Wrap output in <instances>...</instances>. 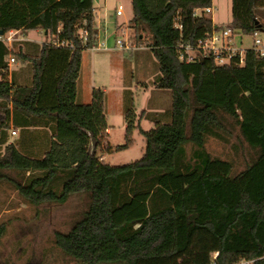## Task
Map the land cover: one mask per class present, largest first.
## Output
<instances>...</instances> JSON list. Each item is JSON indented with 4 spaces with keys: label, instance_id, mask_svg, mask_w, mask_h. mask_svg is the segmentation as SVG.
I'll return each instance as SVG.
<instances>
[{
    "label": "trees",
    "instance_id": "1",
    "mask_svg": "<svg viewBox=\"0 0 264 264\" xmlns=\"http://www.w3.org/2000/svg\"><path fill=\"white\" fill-rule=\"evenodd\" d=\"M211 6L132 0L136 44L158 62L156 102L169 94L170 107L137 113L130 100L126 142L113 147L105 92L94 89L88 105L78 101L83 55L98 34L94 0H0L3 35L34 31L47 39L0 41V184L35 206L86 196L79 219L54 239L72 262L264 264V56L253 47L242 65L238 57L218 65L213 55L182 61L179 45L195 47L220 29L194 15ZM263 10L264 0H232L233 35L263 33ZM12 58L28 65L31 86L9 81ZM142 121L153 128L144 130ZM11 125L33 128V155L8 144ZM135 132L146 142L140 160H103L133 147ZM209 139L237 155L244 148V168L212 156ZM4 234L2 225L0 245Z\"/></svg>",
    "mask_w": 264,
    "mask_h": 264
},
{
    "label": "rangeland",
    "instance_id": "2",
    "mask_svg": "<svg viewBox=\"0 0 264 264\" xmlns=\"http://www.w3.org/2000/svg\"><path fill=\"white\" fill-rule=\"evenodd\" d=\"M212 6L214 12L210 18L220 28L216 32L220 36L221 29L231 25L232 0H212ZM120 7L122 16L117 15ZM262 13L264 14V10ZM96 15L105 27L100 31V39L96 40L101 50L84 53L83 77L92 76L97 88L108 92V116L115 118L121 111L126 112L130 100H133L137 113L154 106H161L160 109L166 111L170 107L169 94L162 96V102H156L154 83L160 75L158 62L145 44H136L135 32L130 24L134 15L132 0H96ZM28 37L39 42L47 41L44 35L34 31L29 32ZM16 38L19 39L20 34ZM260 38L264 39V33L260 34ZM117 40L124 42L128 49L115 50ZM233 43L243 55L246 50L254 47L253 36H236ZM11 64L17 65L20 62ZM28 69L27 67L24 71ZM128 92L132 93L129 97ZM142 127L150 130L153 124L143 121ZM8 132L12 142L20 140L25 133L21 129H17L15 136L11 135L10 130ZM125 135V128L112 129L110 144L113 147L124 145ZM134 139L133 147L119 152L103 153V160L113 166L140 160L144 155L146 142L138 132H135ZM207 150L214 157L234 160L237 170L244 168V148L237 155L230 145L209 139ZM188 151H191V146H188ZM3 152L4 149L1 155ZM86 203V196L79 194L72 196L63 205H30L17 192L11 190L7 182L0 184V226L5 227L0 245V264H77L60 252L54 239L56 233H67L72 228L84 211Z\"/></svg>",
    "mask_w": 264,
    "mask_h": 264
},
{
    "label": "built area",
    "instance_id": "3",
    "mask_svg": "<svg viewBox=\"0 0 264 264\" xmlns=\"http://www.w3.org/2000/svg\"><path fill=\"white\" fill-rule=\"evenodd\" d=\"M214 12V7H207L203 10H196L194 15L195 17H207L210 18V15ZM117 15H123L122 7L117 11ZM179 29H182L180 23L177 19V25ZM217 31L214 32L212 37L206 41H201L197 46L191 45H179L178 53L182 61L193 63L201 61L203 58H206L210 55L215 56L216 63L218 65H226L232 62L235 58H239V63L242 65L244 63V55L241 51L234 45L233 30L231 27H226L221 29V35L217 36ZM260 32H255L253 34L254 39V48L264 56V39L260 38ZM18 35L17 31H11L7 35L0 36V41H4L7 44L11 45L14 41L17 40L16 36ZM86 41V38L85 40ZM115 49L126 50L128 49L124 42L117 40ZM101 50L100 45L97 43L90 51H99ZM10 63H15V60L12 58ZM16 133L13 132V135ZM241 264H252V262H242Z\"/></svg>",
    "mask_w": 264,
    "mask_h": 264
},
{
    "label": "crops",
    "instance_id": "4",
    "mask_svg": "<svg viewBox=\"0 0 264 264\" xmlns=\"http://www.w3.org/2000/svg\"><path fill=\"white\" fill-rule=\"evenodd\" d=\"M94 2H95V7H96V0H94ZM97 23H98V34L96 36V40L98 41L100 39V31L102 29H105V27L102 25V22H100L98 20V16H97ZM37 33L44 35L41 32H37ZM28 36H29V33L26 35H22V36H20L19 40H30V41L37 42L39 44L44 43V42H39L35 39H30ZM115 50H117V49H115ZM136 50H138V49H136ZM131 55H132V53H131ZM84 56H85V54L83 55L81 77H80V80L78 83V89H79L78 101L81 104L88 105L92 102L93 90L98 89V88H97V86L95 84V80L92 76L87 75L86 77H83ZM20 64L13 65V64L9 63L8 79L10 82L14 81L18 86H31L32 85L31 70L28 69L27 71H24L28 67V65L27 64H21L23 66L22 67ZM104 92L107 95L108 92L106 90ZM131 95H132V93L128 92V97ZM106 99H107V96H106ZM120 104H122V102ZM122 109H125V108H122ZM107 116H108V113H107ZM108 122H109V126H110V129L108 130L109 136H111L112 129H114L116 127H119V128L122 127V128L126 129L125 112L121 111V114L115 118L114 117L111 118L110 116H108ZM142 122H141V126H142ZM10 131H11L12 136H15L17 134V130L14 128L13 125H11ZM13 132H15L16 134L13 135ZM35 136H38V133H35ZM11 143H14L15 145H17L18 148L22 149L23 151L28 152L31 155H33V149H38V146H37L38 140L37 139L33 140V128L26 130L24 135L21 137V139L16 141V142H12L9 139L8 144H11ZM43 148H45V147L43 146ZM1 152H2V149L0 150V153Z\"/></svg>",
    "mask_w": 264,
    "mask_h": 264
},
{
    "label": "water",
    "instance_id": "5",
    "mask_svg": "<svg viewBox=\"0 0 264 264\" xmlns=\"http://www.w3.org/2000/svg\"><path fill=\"white\" fill-rule=\"evenodd\" d=\"M263 33H264V31H263ZM0 36H3V32H1V31H0Z\"/></svg>",
    "mask_w": 264,
    "mask_h": 264
}]
</instances>
